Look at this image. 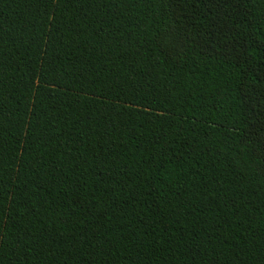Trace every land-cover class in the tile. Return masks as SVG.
Returning a JSON list of instances; mask_svg holds the SVG:
<instances>
[{"label": "trees", "instance_id": "obj_1", "mask_svg": "<svg viewBox=\"0 0 264 264\" xmlns=\"http://www.w3.org/2000/svg\"><path fill=\"white\" fill-rule=\"evenodd\" d=\"M0 264H264V0H0Z\"/></svg>", "mask_w": 264, "mask_h": 264}]
</instances>
